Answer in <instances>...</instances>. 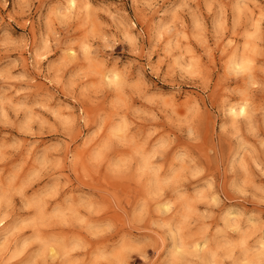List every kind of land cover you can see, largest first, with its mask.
<instances>
[{"label":"clouds","instance_id":"9594fccd","mask_svg":"<svg viewBox=\"0 0 264 264\" xmlns=\"http://www.w3.org/2000/svg\"><path fill=\"white\" fill-rule=\"evenodd\" d=\"M0 264H264V0H0Z\"/></svg>","mask_w":264,"mask_h":264}]
</instances>
